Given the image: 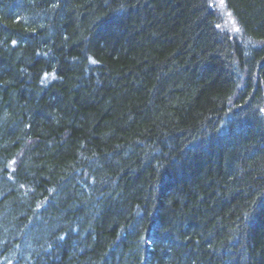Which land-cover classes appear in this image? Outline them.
<instances>
[{"label":"trees","instance_id":"obj_1","mask_svg":"<svg viewBox=\"0 0 264 264\" xmlns=\"http://www.w3.org/2000/svg\"><path fill=\"white\" fill-rule=\"evenodd\" d=\"M0 0V264H264V0Z\"/></svg>","mask_w":264,"mask_h":264},{"label":"rangeland","instance_id":"obj_2","mask_svg":"<svg viewBox=\"0 0 264 264\" xmlns=\"http://www.w3.org/2000/svg\"><path fill=\"white\" fill-rule=\"evenodd\" d=\"M214 4L216 5V7L218 8V10H220L223 14H224V24L228 27H231L235 30L236 27L234 25L233 20L231 19L230 15H228L225 11V9L223 8V1L222 0H214Z\"/></svg>","mask_w":264,"mask_h":264}]
</instances>
